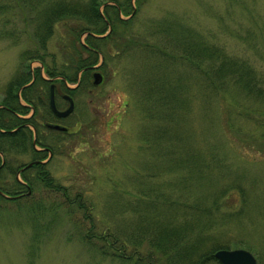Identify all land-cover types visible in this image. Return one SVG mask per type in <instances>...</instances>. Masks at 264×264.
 Returning a JSON list of instances; mask_svg holds the SVG:
<instances>
[{
    "label": "rangeland",
    "instance_id": "obj_1",
    "mask_svg": "<svg viewBox=\"0 0 264 264\" xmlns=\"http://www.w3.org/2000/svg\"><path fill=\"white\" fill-rule=\"evenodd\" d=\"M131 4L136 11L128 22L129 40L124 38L128 44L105 57L104 82L90 95L76 97L75 110L64 124L75 127L77 135L58 138L60 155L46 167L69 200L78 195L89 217L83 220V212L64 203L60 194L53 197L40 190L19 206L4 203L0 206V264H118L109 254L101 257L87 251L84 238L90 225V235L120 231L128 240L135 235L131 231L137 210L156 215L152 198L158 199L160 204L154 208L166 218L162 212L166 207L160 205L182 207L187 202L183 200L199 195L205 207L218 199L213 219L225 218L213 220L211 230L213 241L228 246L220 249L242 248L256 264H264V142L248 118L264 110V101L244 96L233 83H227L222 92L211 91L217 81L211 78L210 82L204 63L199 68L178 63L183 52L178 42L185 44L198 36L225 58L245 61L264 81V0H136ZM158 27L167 28L173 38L150 31ZM55 28L45 46L47 56L42 57L48 66L51 59L55 66L64 61L58 49L61 30ZM21 29L18 17L5 24L0 19V97L8 80L17 75L20 51L29 46L24 36H17ZM8 32L18 38L16 43ZM162 54L170 56L166 57L169 62ZM233 102L248 113L225 115L223 104L226 110ZM187 157L191 182L183 193L178 177L183 178L186 169L171 168ZM19 158L20 162L27 159ZM238 174L244 177L238 182L245 194L240 200L245 203V218L239 221L234 211L241 193L228 190L234 187L228 181ZM142 191H150V197ZM146 201V205L140 203ZM132 204L136 211L131 210ZM47 205H58L52 213L58 219L45 231L32 229L30 210L45 208L41 211L48 214ZM47 214L38 219L42 227ZM148 244L141 242L138 251L150 250L160 264L158 253Z\"/></svg>",
    "mask_w": 264,
    "mask_h": 264
},
{
    "label": "trees",
    "instance_id": "obj_2",
    "mask_svg": "<svg viewBox=\"0 0 264 264\" xmlns=\"http://www.w3.org/2000/svg\"><path fill=\"white\" fill-rule=\"evenodd\" d=\"M133 1L135 2L136 0H86L85 3L81 4L80 0H0V19L5 24L6 22H14L18 17L20 24H22V29L21 31L19 30L17 36H24V39L29 44L24 51H20L18 57L20 64L17 75L8 80L6 87L2 90L4 98L0 100L2 105V108H0V154L4 157V165L0 169V206L6 202L19 206L20 202H24L26 199L31 200L34 197V191L40 190L48 192L53 197L56 194H60L64 203L68 206H75L76 211L83 212V220L89 217L84 215L86 206L79 201L78 195H74V198L69 200L67 191L53 181L44 164L39 167L32 163L33 165L28 169H24L21 174L26 184L16 183L13 177V170L23 164L13 166L12 162H18L17 159L21 155H25L27 161L36 160L40 155L39 152L33 150L31 145V131L28 130L30 125L36 133L35 145L40 147L43 144L45 146L48 145V149L53 146L52 150L55 151V140H50L47 144L44 141H39L38 126L34 121H23V119H18L14 115L26 112L16 101V90L18 87L28 83L30 77L28 66L30 63L41 64L45 75L59 76L67 83H75V75H77L79 70L83 69L80 74V85H88L89 70L86 68L89 65L97 64L98 59L102 58L100 67L104 69L105 57L112 55L111 52H115L119 47L125 48L128 44L124 42V38L128 41V37H130V35H127L129 31L128 22L132 20L136 11V8L134 9L131 4ZM120 15L128 16L129 18L123 20ZM56 26L61 30V45L58 49L64 61L55 66L54 61L50 58L51 64L48 66V63H45L42 57L47 56L45 54V46L49 37L53 35ZM107 26H109V31H107ZM162 27L150 31L160 33L164 38L166 36L167 40L173 38L170 32L167 31L168 29ZM103 33H106L104 37L99 36ZM8 35L16 43L18 38H14L9 32ZM81 38H83L82 42ZM195 38L194 41L191 38L189 40L186 39L185 44L181 40L178 42V44L181 43V50H183L182 56H180L178 61L179 64L185 63L190 68H199L204 63L206 66L205 73H210V82H213L211 78L217 81L213 82L211 91L215 89L217 93L222 92L227 83H233L245 92L244 96L247 95L248 97L251 95L253 100H257V102H259L258 99L264 101V81L256 78L253 69H250V66L245 61L242 60L243 62H240L235 60V58L227 59L225 54L217 50L216 47L208 46L198 36H195ZM151 54H153L152 51ZM161 56L166 61V57H170L165 54ZM38 71L35 69L34 81L26 88L20 90V98L27 104L31 100L37 101L39 96L34 89L38 85L44 86L45 82L38 77ZM204 93L208 96V91ZM223 105L225 115L233 111L238 116L244 117L248 113L247 110L239 109L238 103L235 102L229 104V108L226 110L225 104ZM41 106V109L47 112L43 101ZM166 118L168 119V114H166ZM248 118L254 125V130L256 129L259 132L257 138L264 142V110L261 112L256 111L254 114L250 113ZM23 124H27L28 127H24L25 125ZM11 129L14 131L9 132ZM58 154L60 155V153ZM187 161H191V159L188 157L182 159L171 168L176 167L177 172L182 165L186 169L183 172L185 176L183 178L178 177L183 193L188 192L189 182H191V178L188 175L190 173L185 164ZM191 174L194 176L193 173ZM174 175L176 176V174ZM239 175L228 181L234 186L228 189L231 193H241V198L238 201L239 207L234 211L236 214L235 220L238 221L245 215L243 211L245 203L240 201L245 197V194L242 192V186L238 182V179L243 182L244 177H238ZM5 179L8 182H5ZM18 191L24 194L20 199L13 197L14 194H19L17 193ZM26 191L29 195L25 193ZM142 195L150 197V191H142ZM157 200V198H152V209L155 210L157 217L156 215L151 217L149 214L146 215V213L140 214L133 207L136 204L131 205V210L135 209L137 215L135 217V229L131 231V233L135 232V235L129 234V236L133 237L128 238V240L121 236L120 231L115 232L116 235L109 230L103 233L99 232L97 235H90L89 229H92L90 225L84 238L87 241H84L87 245L85 247L87 251H91L92 254L101 257L109 256L111 260L116 261L118 264H156L150 250L145 253L137 249L141 242L147 241L149 243L148 247L158 253L160 264H217L212 252L220 248H228L224 244H218L213 241L214 235L211 228L214 225L212 221L219 222L220 220L223 222L225 218L223 215H219V219H213V213L218 210L219 204L216 203L218 199L214 198L212 204H208V207L202 205L205 199H202L200 195L197 198L190 196L189 199L183 200L187 202L181 203L182 207L180 205L175 207L170 203L160 205L166 207L164 211L162 210L163 213H166V218H163L162 214L157 211L158 207L154 208L160 204ZM140 203L148 204L147 201ZM47 206L49 207V212L48 214L45 213L47 214V222L43 226L44 228L39 224L38 219L45 215L41 209H44L43 212L47 209L34 207L36 209L32 208L34 210H30L33 214H30L28 222L32 224V229L45 231V229H50L52 227L50 225H53L58 219L57 216L52 215L53 209L58 205L54 208L52 205ZM169 208L171 212L167 214L166 210ZM176 210L177 212L175 213ZM73 227L76 228L71 225V229ZM97 243L99 246L96 248ZM100 248L110 253L102 252Z\"/></svg>",
    "mask_w": 264,
    "mask_h": 264
},
{
    "label": "flooded vegetation",
    "instance_id": "obj_3",
    "mask_svg": "<svg viewBox=\"0 0 264 264\" xmlns=\"http://www.w3.org/2000/svg\"><path fill=\"white\" fill-rule=\"evenodd\" d=\"M129 17H125L123 20H127ZM131 19V18H130ZM107 31H109V26H107ZM101 36V35H100ZM105 36V35H104ZM82 56H84V54H82ZM102 63V58L98 59L97 64L94 65H89L86 69L89 70V81H88V85L84 86V85H80L81 84V78H80V74L82 73L83 69L79 70V72L77 73V75H75V83L73 82H65L62 78H60L59 76H50V75H45L43 72V69L41 68V64H39V66H37V70L38 71V77L41 78V80H43L44 86H40L38 85L34 90L37 93V95L39 96L37 101H32L27 104L24 101H22V99L20 98V90L23 88H26L31 82L34 81V73H35V69H31L29 66L31 65V63L28 66V70H29V81L27 84H25L24 86L18 87V89L16 90V101L18 103V105H20L21 107H23V109H25V113H19V114H14L18 119H23V121L25 120H31L34 121V123L38 126V136H39V141H44L45 144H47L48 141H54V149L55 151H53V146L52 148L48 149V145H42L40 146H36L35 145V138H36V133L33 129V127L30 125L29 127L27 126V124H23L25 125L24 127H28V130L31 131V145L33 146V150H35V152H39V158L38 159H33L32 161H27L26 159H23L24 161H22L20 163L19 161V157L17 159L18 162H12V165L17 166L19 164H23L22 166H17V169L13 170V177L16 181V183H19L21 185L26 184L23 181V178L21 177L22 171L24 169H28L30 168L33 164H36L39 167H42V164H44L46 167L48 166V164L51 162V158L54 157L55 155H59L58 153V143L59 140L58 138L61 136H64L66 138L70 137L71 135H77L76 130L73 131L72 127L71 129L67 127V125L64 124V121L67 120L68 117H70V115L73 113V111L75 110V100L77 99L76 97H79L81 94H88L90 95L92 90H96L100 84L102 82H104L105 78L103 77V73L104 70L102 69V67H100ZM104 68V67H103ZM97 73L98 76L100 77L99 83L96 85H93V77L91 74ZM71 85V86H70ZM3 92L1 94L0 100L3 99ZM52 100L53 103V109L56 110L57 112L60 111H65L66 108L69 106V102L67 99L71 100V111L67 116H62L60 118H57L54 113L52 112V110L49 109L50 107V100ZM43 104H45L44 108L47 110V112H45L43 109H41V104L42 101ZM1 103V102H0ZM33 103V104H31ZM0 108H2V105L0 104ZM75 126H77V124L74 123ZM52 126H58L59 128L63 127L64 131L61 130H54L52 128ZM79 126V124H78ZM77 126V127H78ZM14 131L13 129H11L9 132ZM58 152V153H57ZM62 152H65L64 150H62ZM44 153V156H43ZM25 156V155H22ZM33 163V164H32ZM4 165V157L0 154V169L1 167H3ZM5 182H8V180L6 181V179L4 180ZM21 191H18L17 193L19 194H14L13 197L20 199L21 197H23L24 194L20 193ZM26 193V192H25ZM11 197V198H13Z\"/></svg>",
    "mask_w": 264,
    "mask_h": 264
},
{
    "label": "water",
    "instance_id": "obj_4",
    "mask_svg": "<svg viewBox=\"0 0 264 264\" xmlns=\"http://www.w3.org/2000/svg\"><path fill=\"white\" fill-rule=\"evenodd\" d=\"M133 11H134V9H133ZM133 11L130 14L131 16H132ZM91 75L93 77V85L98 84L99 80H100V77L98 76V74L94 73ZM67 100L69 102V106L66 108L65 111L63 110L60 112H57L56 110L53 109V103H52V100H50L49 109L52 110V112L54 113V115L57 118H60L62 116H67L70 113V111H71V109H70L71 108V106H70L71 100H69V99H67ZM52 128L54 130H59V131L63 130L64 131L63 127L59 128L58 126H52ZM26 194L29 195V193L27 191H26ZM212 255L214 256V259L217 261V264H256L254 261L255 258L253 257V255L246 252V250H244L242 248L236 249V250H234V249H231V250L220 249L217 252H213Z\"/></svg>",
    "mask_w": 264,
    "mask_h": 264
}]
</instances>
